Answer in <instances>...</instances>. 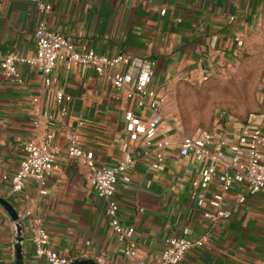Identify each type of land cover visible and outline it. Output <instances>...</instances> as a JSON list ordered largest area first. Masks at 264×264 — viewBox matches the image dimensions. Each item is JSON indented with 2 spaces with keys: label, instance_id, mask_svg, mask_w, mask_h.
I'll return each instance as SVG.
<instances>
[{
  "label": "crops",
  "instance_id": "obj_1",
  "mask_svg": "<svg viewBox=\"0 0 264 264\" xmlns=\"http://www.w3.org/2000/svg\"><path fill=\"white\" fill-rule=\"evenodd\" d=\"M42 1L51 5L49 12L28 0H0V58L6 53H34V31L44 21L49 29L72 39L78 50L125 54L130 59L128 64L106 67L104 74L89 65L66 67L59 62L51 87L29 66L19 67L21 82L6 78L0 69V197L19 216L22 264H49L33 254L30 233L37 224L49 232L51 247L69 262H150L168 237L208 234L206 243L190 249L179 264H261L264 188L246 194L234 185L224 195V208L230 211L225 217L217 216L218 210L206 200L198 205L193 193L207 197L217 183L193 187L203 164L194 156L178 154L183 131L168 117L166 102L176 82L202 81L204 69L211 74L234 58L240 49L236 36L245 41L250 33L264 31V0ZM144 60L155 62L151 87L165 95L161 112L173 125L157 136L168 141L159 168L152 167L155 151L130 140L124 130L125 110L133 108L144 119L150 112L133 106L127 95L130 86L116 89L107 78V73L126 70L134 76ZM56 89L72 98L64 124L57 119ZM263 107L264 92L259 110ZM48 114L52 122L44 116ZM79 118L85 121L82 126L77 124ZM68 128L78 132L99 165L110 166L125 157L135 160L130 181L118 182L116 197L122 221L134 229L136 257L124 254L104 215V202L89 187L85 166L67 156ZM211 130L234 143L239 124L227 119ZM47 131L55 132L52 147L57 163L47 179V194L27 181L21 192L11 195L10 176L22 158L24 143ZM262 155L264 161V145ZM241 194L246 197L242 203ZM15 239L13 220L0 204V264H16Z\"/></svg>",
  "mask_w": 264,
  "mask_h": 264
},
{
  "label": "built area",
  "instance_id": "obj_2",
  "mask_svg": "<svg viewBox=\"0 0 264 264\" xmlns=\"http://www.w3.org/2000/svg\"><path fill=\"white\" fill-rule=\"evenodd\" d=\"M28 1L36 4L43 13L51 9V5L42 0ZM34 36V53L28 55L6 53L0 58V69L6 78L21 82L19 67L24 65L36 69L42 82L51 87L54 81L52 72L59 62L65 64L66 67L89 65L94 67L98 74L106 73V67L129 63L130 58L125 54L107 56L98 55L91 49L78 50L72 39L49 29L44 21L36 26ZM235 43L241 48L244 40L236 36ZM154 67L153 60H144L139 64L134 76L126 70L125 72L107 73V78L116 89L130 86L127 95L133 106L150 112L149 117L144 119L137 115L133 108L125 110L123 113L124 130L130 140L141 141L148 152L155 151L152 167L159 168L163 160V149L168 141L164 138H157V136L161 130L172 128L173 125L161 112L166 99L165 95L151 87ZM209 75V71L204 69L202 81L207 80ZM54 98L58 109L57 119L64 124L63 121L68 115L72 98L59 89L55 90ZM44 116L52 122V115ZM36 117L34 125L38 126L39 115ZM77 121L78 126L85 123L81 118ZM238 124L239 131L234 143H230L227 137L219 136L213 130L208 129H198L191 135L182 134L179 143L178 154L180 156H194L203 164L199 179L192 181L193 187L206 188L213 181L217 183L216 189L207 197L201 193H193V198L196 199L198 205H202L206 200L218 210L217 216L230 215V211L224 208V195L234 185H239L246 194H254L264 188L262 155L264 107L261 110L249 112ZM67 133V156L85 166L89 187L104 202V215L117 240L123 244L124 254L136 257V247L132 241L134 229L122 221L119 212L120 205L116 197L118 182L130 181L131 171L136 165L135 160L125 157L110 166L99 165L94 159L93 151L83 147L78 132L68 128ZM54 137V131H47L24 143L22 158L16 171L10 176L11 195L21 192L27 181L37 183L39 192L47 194V179L57 167L56 152L52 147ZM245 199V194H241L238 200L242 203ZM208 216L212 217V214ZM207 240L208 234L198 237L171 236L166 239L160 253L150 262L137 259L135 264H179L190 249L202 247ZM30 243L35 257L44 258L49 264L69 263L66 257L51 247L50 234L41 224H37L32 229ZM261 258V264H264V245L261 248Z\"/></svg>",
  "mask_w": 264,
  "mask_h": 264
},
{
  "label": "rangeland",
  "instance_id": "obj_3",
  "mask_svg": "<svg viewBox=\"0 0 264 264\" xmlns=\"http://www.w3.org/2000/svg\"><path fill=\"white\" fill-rule=\"evenodd\" d=\"M264 31L252 32L230 61L219 64L205 81L180 80L169 92L166 111L184 135L213 129L230 119L239 123L262 107Z\"/></svg>",
  "mask_w": 264,
  "mask_h": 264
},
{
  "label": "water",
  "instance_id": "obj_4",
  "mask_svg": "<svg viewBox=\"0 0 264 264\" xmlns=\"http://www.w3.org/2000/svg\"><path fill=\"white\" fill-rule=\"evenodd\" d=\"M0 204L4 207V209L8 212L11 219L13 220V223L16 229V239H15V246H14L16 264H22V257H21L22 256L21 254L22 238H21V227H20L18 213L16 209L13 207V205L2 197H0ZM68 264H96V263L91 260L76 259V260H73L72 262H69Z\"/></svg>",
  "mask_w": 264,
  "mask_h": 264
},
{
  "label": "trees",
  "instance_id": "obj_5",
  "mask_svg": "<svg viewBox=\"0 0 264 264\" xmlns=\"http://www.w3.org/2000/svg\"><path fill=\"white\" fill-rule=\"evenodd\" d=\"M256 111H258V110H256ZM209 130V129H208Z\"/></svg>",
  "mask_w": 264,
  "mask_h": 264
}]
</instances>
